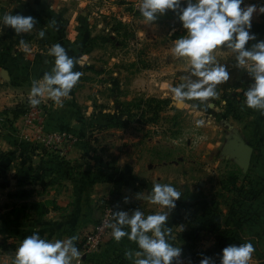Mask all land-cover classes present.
Returning a JSON list of instances; mask_svg holds the SVG:
<instances>
[{
    "label": "crops",
    "instance_id": "1",
    "mask_svg": "<svg viewBox=\"0 0 264 264\" xmlns=\"http://www.w3.org/2000/svg\"><path fill=\"white\" fill-rule=\"evenodd\" d=\"M94 1L86 0V4ZM101 1L104 2V14L101 15L104 23L101 24V29L98 24L95 26V18L100 15L97 12H87L89 31L85 33L91 39L103 40L101 44L105 49L102 55L105 61L102 65L104 69V64L107 65L106 71L116 61L120 63L121 60H127V56L131 58L128 66L125 64V67L120 66L118 69L124 74L130 71L129 79L120 84L123 101L133 100L142 90L156 93L159 85L168 88L173 80L168 76L172 77L175 64L161 68V74L155 73L148 64L141 63L139 50L131 48L136 42L141 47L145 39L151 41L157 37L153 32L143 31L141 27L137 26L136 31L131 28L134 23H144L140 12L135 10L133 0ZM80 2L81 0H0V17L5 13L20 14L32 16L37 21L30 33L18 35L11 34L10 26L3 27L0 24V264H15L17 248L25 237L35 231L49 240L76 237L75 245L81 253L83 236L94 229L103 205L109 200L118 204V211L131 212L139 208L145 215L156 212L157 205L136 198L137 193H150L156 183H170L182 193L181 198L176 201V207L169 214L167 226L172 230L170 243L181 247L192 264H199L203 258L201 254L213 257L216 264H219L223 248L231 244L250 242L255 251L264 246V196L255 201L248 199L250 203H245L242 202L243 197L236 198L221 187L217 200V196L211 197L216 192L209 196L201 190L205 180L196 178L202 184L201 189L196 190L192 185L196 183V179L183 173L174 175L169 172L179 162L174 163L169 159L168 151H173L168 150V145L165 148L167 155L161 154L163 149L157 143L148 146V154L130 155L135 149L131 148L136 141V138L133 140L134 136L120 137L124 143L116 147L121 150L116 151L117 154H113L111 147L94 155V145L90 140L93 129L88 127L87 117L85 122L83 114L80 116L76 94L70 93L63 98L62 107L49 98L42 100V103L47 107L45 127L73 134L81 139V143L61 154L60 151L29 142L28 131L21 126V117L29 102L33 81H42L44 74L52 70L54 57H49V49L59 43L69 56L78 60L77 22ZM246 3L258 4V0H246ZM114 21L118 24L115 29L112 28ZM41 30L46 33L44 38L39 36ZM251 31L256 33L257 40H264V14H254ZM19 36L29 40L25 44L26 51L22 45H18ZM110 42L115 43L113 46H116L117 52L111 58H106V54H111L106 50ZM254 43L256 41H249L246 47ZM213 54L219 63H235V54L231 50L218 48ZM77 68L78 64L74 71ZM190 68V59L181 58L177 70L187 71ZM124 82L126 85H123ZM218 94L217 98L210 100L214 108L186 101V108L179 109L180 114L192 116L196 112L203 117L204 126L195 128L198 140L203 141L207 137L205 127L216 129L217 139L213 150L218 149L220 152L216 166L228 167V172H239L244 176L248 174L253 179H264V114L248 108L244 100L237 103L232 96L237 109L236 112L230 110L227 99L221 93ZM13 112L20 115L15 116ZM108 131L117 132L118 136H130L136 129ZM187 146L189 149L190 144ZM247 146H251L253 151L249 168L245 171L241 164V154ZM162 158L167 160H161ZM182 162L188 165L183 157L180 165L184 167ZM95 164L116 168L115 178L119 179H100L95 173ZM226 177L222 176L219 184ZM125 197H128L127 203ZM232 199L238 207L233 204ZM192 211L196 217H189ZM251 211L256 217L253 223L244 219ZM128 250L141 251L127 237L117 242L112 237L111 230L103 248L84 257L82 264H133V260L125 257ZM249 264H264V257L254 254Z\"/></svg>",
    "mask_w": 264,
    "mask_h": 264
},
{
    "label": "clouds",
    "instance_id": "2",
    "mask_svg": "<svg viewBox=\"0 0 264 264\" xmlns=\"http://www.w3.org/2000/svg\"><path fill=\"white\" fill-rule=\"evenodd\" d=\"M171 10L176 13L185 34L174 41V54L190 59V75L176 86L170 87L174 102L199 100L208 108L215 106L211 99L218 97L217 85L229 80L226 64L219 63L213 54L218 48L231 50L235 54V67L245 69L252 80L244 92V104L264 114V40H257L252 30L254 14H264V0L248 4L246 0H141L139 12L146 24H152ZM37 23L32 16L5 13L0 17L3 27H11L16 34L30 33ZM44 30L39 36L44 38ZM249 41H256L246 47ZM24 50L27 46L20 41ZM54 57L51 72H46L42 81H33L29 94L31 106H38L45 98L63 106V98L70 95L78 83L79 71H74L80 61L68 55L59 43L49 49ZM197 127L205 124L203 119L195 121ZM182 193L170 184L156 183L148 194L137 193L136 198L147 200L158 206V210L145 215L139 208L131 212H112V237L121 241L127 237L141 251L128 250L125 257L133 264H173L179 260L182 248L170 243L171 228L167 226L169 214L176 207ZM128 197H125V203ZM76 237L49 240L39 231L25 237L16 250L15 264H73L80 260V250L75 245ZM255 247L252 243L231 244L222 250L219 264H249ZM199 264H216L213 257L201 254ZM135 257V259H133ZM189 264H192L189 259Z\"/></svg>",
    "mask_w": 264,
    "mask_h": 264
},
{
    "label": "rangeland",
    "instance_id": "3",
    "mask_svg": "<svg viewBox=\"0 0 264 264\" xmlns=\"http://www.w3.org/2000/svg\"><path fill=\"white\" fill-rule=\"evenodd\" d=\"M103 7L104 2L101 0H95L90 4H86V0H81L79 3L80 11L77 28L79 31L78 60L80 62L78 63L76 71L81 72L82 75L71 91L72 95L76 94L78 96V111L80 112V116L83 114L82 118L85 122L87 117V121L89 122L88 127L93 129V131H91L93 133L90 135V140L94 145V155L96 152H103L105 149L111 147L114 151L113 154H117L116 151L121 152V150L116 149L118 144L123 145L124 143L120 137L134 136L133 140L136 138V145L135 143L134 145H131V143L129 144L131 148H135L130 155L137 153H141L142 155L148 154L147 149L151 143H157L159 147L163 149L161 154L167 155L165 148L168 145V150L171 149L173 151H168L169 159H172L174 163L176 161L179 162L177 166L173 165V171L169 172L174 175H181L183 173V175L193 177L194 179L205 180V184L202 185L199 184L196 179V183L192 184L195 186L194 189L197 190L200 188V185H202L204 187L200 189L204 190L203 192H205V194L210 196L216 192V194L211 195V197L217 196L218 200L221 187L223 189V184L222 182L219 184V180L222 176H228L231 172H228V167L216 166V159L220 157L219 150H213L217 139V135L215 134L216 129L214 130L212 127L208 126L205 127L207 137H204L203 141L198 140V133L195 130V128H197L195 121L203 117L196 112H194L192 116H184L183 113L180 114L179 109H184L186 107L184 104L178 106L177 103L174 102L172 93L169 90L171 86H176L181 83L182 79L186 77L184 73L188 71L177 70L181 58L177 57L174 51L168 52L174 49V46H172V44L174 45V41L185 34V30L178 16L176 13L169 10L166 15L161 16L152 24H146L145 22L141 24L138 22V24L134 23V26L131 25V28H135V31L138 26L141 27L143 31H150L157 35V37H155L156 40L149 41L145 39L142 41L143 45L141 47L137 45V42L131 46V48L139 50V57L142 64H148L153 68L155 73L158 74H161V68H164V66H169L170 64H175V66L172 77L168 76V78L173 79L172 82L168 84V88L159 85L156 93H148L146 90H142L140 93L138 92L133 100L123 101V90L120 84L129 79L128 76L130 71L124 74L118 69L120 66L125 67V64L128 66L131 62L129 61L131 58L127 56V60L125 59V61L121 60L120 63L116 61L115 65H113L109 71H106V68H108L107 65L104 64L106 70L102 65L103 61H105L102 55L105 49L101 44L103 40L101 38L98 40L91 39L86 37L85 33L89 31V21H86V18H88L86 13L89 12V14H91L92 12H97L98 16H100L97 17V19L95 18L94 25L96 26L98 24L100 27L101 24L104 23L101 18V15L104 14ZM117 25V21H114L112 28L115 29ZM19 39L23 40L25 44L29 41L28 38L25 37ZM115 43L110 42V46L106 47V50L111 52L110 55L106 54V58H111L113 54L116 55L117 48L113 46ZM167 43L168 45H166ZM18 45H21V43ZM44 54L48 57L49 53ZM115 58L117 59V56H115ZM164 78L165 76L161 79ZM123 85H126V82H124ZM186 101L188 103L191 102V100ZM193 103L195 102L193 101ZM206 110H208V108ZM216 120H218V118H216ZM120 128H131L133 130L136 129V131H133L134 134L130 136L124 134L118 136L119 133L108 131L109 129ZM125 142L128 143V141ZM79 143H81L80 138ZM187 144H190L189 149ZM182 157L184 161H188V165L182 162L184 163V167L180 165ZM165 159L166 158H162L161 160ZM181 169H183V172ZM232 201L234 200L232 199ZM235 206L238 207L236 201ZM244 219L245 221H252V223L255 222L256 217L254 212L251 211ZM254 254L264 257V246L258 248L253 255Z\"/></svg>",
    "mask_w": 264,
    "mask_h": 264
},
{
    "label": "built area",
    "instance_id": "4",
    "mask_svg": "<svg viewBox=\"0 0 264 264\" xmlns=\"http://www.w3.org/2000/svg\"><path fill=\"white\" fill-rule=\"evenodd\" d=\"M141 0H133L135 10L139 11ZM46 105L42 102L33 107L28 102L25 112L21 117V126L28 131L27 137L32 144L40 145L44 148L66 153L70 148L79 144V138L73 134L62 131L49 130L45 127L47 121ZM118 211V204L109 200L103 205L101 216L92 231L83 236L81 243V259L75 260L74 264H82L84 257L99 252L106 243L111 232L112 212ZM2 241L0 239V246ZM173 264H189L188 256L182 252L179 260Z\"/></svg>",
    "mask_w": 264,
    "mask_h": 264
},
{
    "label": "trees",
    "instance_id": "5",
    "mask_svg": "<svg viewBox=\"0 0 264 264\" xmlns=\"http://www.w3.org/2000/svg\"><path fill=\"white\" fill-rule=\"evenodd\" d=\"M10 32L11 34L18 35L15 33L14 29H10ZM222 64H226L228 66L230 78L228 81L217 85V92L221 93L223 98L227 99L228 109L235 110L237 108L232 102V97L234 100H237V103L239 104L245 100L244 92L251 85L252 80L249 77L248 72L245 69L235 67V63L226 62ZM190 70L191 68L186 73H184V75L189 76ZM191 101H194L197 105L206 106L205 104H201L199 100ZM17 112H13V114L15 116L20 115V113ZM93 166L95 167V173L98 174L100 179H103L104 181H117L119 179L115 178L117 175V171L115 170L116 168L102 167L99 164H95ZM222 184L223 189L226 192L235 196L236 198L243 197L242 202L245 203H250L248 199L252 198V201H255L261 199L264 196V179H253L250 178L248 174L244 176L239 172H231L226 178L223 179ZM234 203L235 200L233 201V204ZM194 213L195 212L193 211L190 212L189 217H196Z\"/></svg>",
    "mask_w": 264,
    "mask_h": 264
},
{
    "label": "water",
    "instance_id": "6",
    "mask_svg": "<svg viewBox=\"0 0 264 264\" xmlns=\"http://www.w3.org/2000/svg\"><path fill=\"white\" fill-rule=\"evenodd\" d=\"M5 73H7V70H4ZM185 104V102L183 103ZM183 104H178V106H182ZM252 147L251 146H247L246 147V150L242 152L241 154V158H242V161H241V164L242 166L244 167V170L247 171L248 168H249V165H250V162H251V156H252Z\"/></svg>",
    "mask_w": 264,
    "mask_h": 264
}]
</instances>
